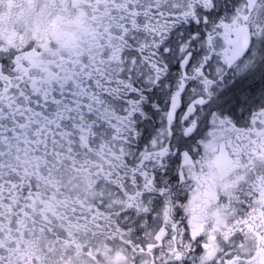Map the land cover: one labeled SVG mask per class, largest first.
<instances>
[{"label": "snow or ice", "instance_id": "obj_1", "mask_svg": "<svg viewBox=\"0 0 264 264\" xmlns=\"http://www.w3.org/2000/svg\"><path fill=\"white\" fill-rule=\"evenodd\" d=\"M0 264H264V0H0Z\"/></svg>", "mask_w": 264, "mask_h": 264}]
</instances>
